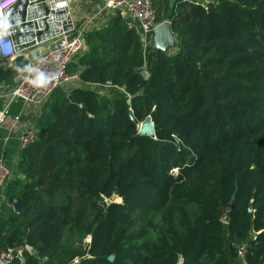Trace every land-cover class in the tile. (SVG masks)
Wrapping results in <instances>:
<instances>
[{
    "label": "trees",
    "instance_id": "trees-1",
    "mask_svg": "<svg viewBox=\"0 0 264 264\" xmlns=\"http://www.w3.org/2000/svg\"><path fill=\"white\" fill-rule=\"evenodd\" d=\"M153 3L176 47L152 52L119 15L87 32L68 68L79 80L53 92L20 152L5 196L23 200L24 218L4 203L0 254L237 264L246 244V263L264 264V0ZM25 69L0 67L3 89ZM22 110L14 102L8 116ZM148 117L153 137L140 135Z\"/></svg>",
    "mask_w": 264,
    "mask_h": 264
},
{
    "label": "built area",
    "instance_id": "built-area-1",
    "mask_svg": "<svg viewBox=\"0 0 264 264\" xmlns=\"http://www.w3.org/2000/svg\"><path fill=\"white\" fill-rule=\"evenodd\" d=\"M88 4L95 12L87 17L84 13ZM113 15L121 16L129 28L140 31L145 45L153 43L155 30L160 26L153 0H0V63L11 66L21 59L26 67L8 93L0 85V97L7 98L0 109V127L14 102L23 103V110L14 117L21 124L27 108H43L55 90L73 87L79 76L70 75L68 68L87 51V32L104 27ZM53 45L57 49H51ZM38 139V127H26L18 135L21 150ZM13 179L0 158L2 195ZM222 220L226 222L225 217ZM25 252L34 254L33 248L27 246L0 258L11 261L16 257L24 262ZM246 253L247 245L242 244L237 264H247Z\"/></svg>",
    "mask_w": 264,
    "mask_h": 264
},
{
    "label": "crops",
    "instance_id": "crops-1",
    "mask_svg": "<svg viewBox=\"0 0 264 264\" xmlns=\"http://www.w3.org/2000/svg\"><path fill=\"white\" fill-rule=\"evenodd\" d=\"M196 1V0H194ZM201 2L200 0H197ZM212 2V0H203V4H207ZM1 67L5 68L6 64L0 63ZM7 98L0 97V109L3 108L6 104ZM43 108H37L35 105L26 109L25 113L22 115V123L17 124L14 120L15 115L8 116L4 124L0 127V158L4 160L5 165L8 169L11 170V165H17L18 159L20 157V144L18 141L19 133L26 127H38V122L40 115L42 114ZM40 113V114H38ZM17 115V114H16ZM36 119H38L36 121ZM17 173V172H16ZM18 174V173H17ZM17 174H13L12 176H16ZM5 195L0 193V216L3 214L6 215L7 212L4 210V203L7 204V198Z\"/></svg>",
    "mask_w": 264,
    "mask_h": 264
},
{
    "label": "water",
    "instance_id": "water-1",
    "mask_svg": "<svg viewBox=\"0 0 264 264\" xmlns=\"http://www.w3.org/2000/svg\"><path fill=\"white\" fill-rule=\"evenodd\" d=\"M175 47L176 41L172 33L171 23L168 21L164 22L155 30L153 37L152 52L166 51ZM51 49H57V45H53ZM128 103H130V101ZM130 117L135 122L133 114H131ZM45 118L50 119L49 115H46ZM140 135L149 137H153L155 135V127L150 117H148L146 121H144L140 125ZM19 178L23 180L24 175L20 174ZM7 206L10 207L13 213L20 217V219L24 218L23 200L21 198H17L14 196L9 197L7 201ZM249 213H254L251 208L249 209ZM109 260L113 261L114 257H110ZM0 264H23V262H21L20 259L16 257L13 258L11 261L0 258Z\"/></svg>",
    "mask_w": 264,
    "mask_h": 264
},
{
    "label": "rangeland",
    "instance_id": "rangeland-1",
    "mask_svg": "<svg viewBox=\"0 0 264 264\" xmlns=\"http://www.w3.org/2000/svg\"><path fill=\"white\" fill-rule=\"evenodd\" d=\"M194 1V0H193ZM201 2H203V0H200ZM195 2H198L197 0L195 1ZM208 4V3H207ZM89 6H87L86 7V12L84 13V14H86V16L88 17V14L90 15V14H93L94 12H95V10L94 11H91L92 10V7L93 6H90V4H88ZM76 7H79V6H76ZM80 10V9H79ZM78 10V11H79ZM164 14V13H163ZM162 17H163V15H161ZM164 22H166V21H164ZM166 51H168V50H166ZM4 64V63H3ZM72 86H66V88H71ZM10 90V89H9ZM9 90H6L5 91V93H8L9 92ZM42 111V110H41ZM38 114H40V113H38ZM41 116V115H40ZM38 119H36V121H37ZM32 122H34V123H37L38 124V122H35V120L34 121H32ZM18 162H19V159H18ZM18 162H17V165L15 164V165H11V170H12V172L11 173H13V174H17L18 173ZM10 170V169H9ZM17 172V173H16ZM114 201H117V202H119L120 201V199L117 197V198H114ZM6 211V210H5ZM4 254H6V253H1L0 254V257L1 256H3Z\"/></svg>",
    "mask_w": 264,
    "mask_h": 264
}]
</instances>
